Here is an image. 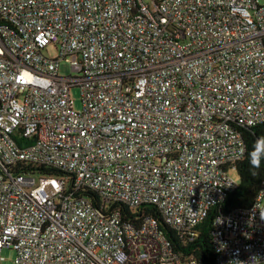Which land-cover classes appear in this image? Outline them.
I'll list each match as a JSON object with an SVG mask.
<instances>
[{"label": "built area", "instance_id": "obj_1", "mask_svg": "<svg viewBox=\"0 0 264 264\" xmlns=\"http://www.w3.org/2000/svg\"><path fill=\"white\" fill-rule=\"evenodd\" d=\"M262 123L259 0H0V263L199 264L143 208L196 240ZM210 239L264 264V185Z\"/></svg>", "mask_w": 264, "mask_h": 264}, {"label": "trees", "instance_id": "obj_2", "mask_svg": "<svg viewBox=\"0 0 264 264\" xmlns=\"http://www.w3.org/2000/svg\"><path fill=\"white\" fill-rule=\"evenodd\" d=\"M241 133L246 145V153L244 158L237 164L239 185L236 189L228 192L221 203L211 208L208 216L197 227L199 235L196 240L185 245L181 242L177 232L165 224L156 207L148 205L143 208L146 214L158 220L160 230L172 243L174 251L182 257H194L199 264H215V252L210 239V230L215 217L234 208L251 206L264 185V149L262 146L264 123L251 128H243ZM257 157H259L258 164H253L252 161ZM39 170L45 173L42 168H39ZM47 173L59 175L56 172Z\"/></svg>", "mask_w": 264, "mask_h": 264}, {"label": "rangeland", "instance_id": "obj_3", "mask_svg": "<svg viewBox=\"0 0 264 264\" xmlns=\"http://www.w3.org/2000/svg\"><path fill=\"white\" fill-rule=\"evenodd\" d=\"M261 4H264V0H259ZM46 55L50 57H54L57 54V51L54 49L53 46H50L47 48V52L45 53ZM59 73L61 75H69L71 73V67L69 62L67 61H61L60 66H59ZM71 98L74 100V109L75 110H80L81 109V96H80V90L79 88H73L71 90ZM228 175L232 177L235 180H238V174L237 171L231 170L228 172ZM38 178V175L35 176ZM2 257L3 261L0 264H14V257H15V252L12 248H4L2 250Z\"/></svg>", "mask_w": 264, "mask_h": 264}, {"label": "clouds", "instance_id": "obj_4", "mask_svg": "<svg viewBox=\"0 0 264 264\" xmlns=\"http://www.w3.org/2000/svg\"><path fill=\"white\" fill-rule=\"evenodd\" d=\"M252 162H253V164H258V162H259V157H257L256 159H254Z\"/></svg>", "mask_w": 264, "mask_h": 264}]
</instances>
